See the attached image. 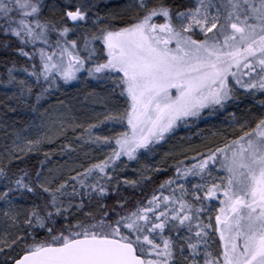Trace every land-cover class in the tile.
<instances>
[{
  "label": "snow or ice",
  "instance_id": "6c2138e0",
  "mask_svg": "<svg viewBox=\"0 0 264 264\" xmlns=\"http://www.w3.org/2000/svg\"><path fill=\"white\" fill-rule=\"evenodd\" d=\"M116 9L0 0V85L37 111L90 79L103 106L87 124L41 119L0 151V264H264V0ZM69 127L62 164L27 165ZM182 127L200 143L180 137L157 162Z\"/></svg>",
  "mask_w": 264,
  "mask_h": 264
},
{
  "label": "trees",
  "instance_id": "16d2710c",
  "mask_svg": "<svg viewBox=\"0 0 264 264\" xmlns=\"http://www.w3.org/2000/svg\"><path fill=\"white\" fill-rule=\"evenodd\" d=\"M177 2H179V0H177ZM112 4L115 6L116 2ZM2 57L3 54L0 53V72L4 71ZM13 92L14 89L5 88L4 86L0 85V151H3L5 145L11 144L12 139L16 134H23L25 129H27L34 122V117L40 118L36 119L35 121H41L42 116L44 118V116L55 111V106L61 104V106L67 107L70 102H74L80 97L84 96V94L87 92V89H83L80 86H71L60 90L54 89L51 95L44 97L39 102V105H37V111H33L26 103H19L13 98ZM32 100L33 103H35L34 97ZM74 122L81 123L78 120H74ZM69 136L70 135L68 134L67 138H69ZM62 141L65 142V138H62L61 141L56 142L53 147L46 149L43 148L40 152L27 153L23 158L25 161H27V165L30 168L33 166L38 167L40 161L44 159L43 153L49 152L50 159L47 161V163L58 164L59 157L63 156V154L59 151ZM53 149L57 151L52 152L51 150ZM14 163L19 162L16 161ZM169 163H171V161H169ZM124 174L130 177H135L137 173L131 171V169L128 168L125 170V173H122V175ZM170 174V168L167 173L163 171L159 173H153V175L160 180L164 179L166 175ZM129 194H131V190H129Z\"/></svg>",
  "mask_w": 264,
  "mask_h": 264
},
{
  "label": "rangeland",
  "instance_id": "374dc122",
  "mask_svg": "<svg viewBox=\"0 0 264 264\" xmlns=\"http://www.w3.org/2000/svg\"><path fill=\"white\" fill-rule=\"evenodd\" d=\"M98 2V11L101 14H104L106 11L112 10V9H116L117 5H121L123 3L126 2V0H97ZM116 5L114 6L112 3H115ZM117 10V9H116ZM77 87L80 86L83 89H87L86 94H84V96L80 97L79 99H77L74 102H70L67 107L61 106V104H58V106H55V111L49 113V115L42 116L41 119H43L45 122L49 121L50 117L55 118L57 116H60L61 118L65 119L66 121L71 120H78L81 123H89L92 122V120H94L96 118V114L102 111V104L99 102L97 96L98 94L101 93L100 89H99V85L96 81L90 80V79H81L79 81H73L67 85H62L58 90L60 89H66L68 87ZM97 89V90H96ZM174 91V90H173ZM224 117L221 116L219 117V119H223ZM207 122H201L200 127L205 131H209V130H214L212 128V125L216 124L218 125V117L216 116H211V117H207ZM41 121H34L27 129H25V132H28L30 129L31 134L35 135V131H34V125H39ZM81 131V129L77 128L76 132ZM192 131H194V129L190 130L188 128H181L178 133L176 138L173 139V141L167 143V144H163L162 147L157 149V155L155 157V160L157 162H163L164 159H166L165 157V152H167L174 143H176V141L180 138V137H191V140L195 143V144H199L200 141L195 137L192 136ZM70 135L68 140L70 141H75L76 137L73 135L72 133V128H67L65 131L64 135H60L57 136L52 142H47L45 141L42 146L41 149L43 148H50L53 147L54 144L58 141H61L62 138H65V136ZM67 141L63 142L61 144V147L63 146L64 143H66ZM85 151H87V148L85 147L84 149ZM52 152H56L57 150L53 149L51 150ZM76 158L79 160H84L85 157L83 155V152H81L79 149L77 150V153L75 154ZM102 155L101 153H96V152H91L89 153V156L92 159H95L97 156ZM66 159V156L63 154L62 157H59V162L58 164H53V163H47L48 167H52L55 168L56 166H58L59 164H62ZM153 158H149V160H152ZM149 161H141V164L144 163H148ZM139 167V165H131L129 168L131 169V171H133L134 168Z\"/></svg>",
  "mask_w": 264,
  "mask_h": 264
}]
</instances>
